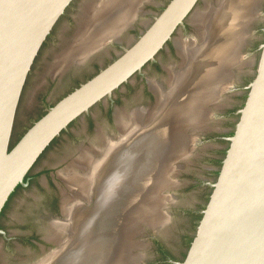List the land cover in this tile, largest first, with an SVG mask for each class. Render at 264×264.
<instances>
[{
    "label": "flooded vegetation",
    "instance_id": "1",
    "mask_svg": "<svg viewBox=\"0 0 264 264\" xmlns=\"http://www.w3.org/2000/svg\"><path fill=\"white\" fill-rule=\"evenodd\" d=\"M77 1L78 0H71L64 13L56 21L41 44L31 67L37 64V59L41 50L44 47L49 48L52 45V33H54L57 24L67 15L70 8L76 6ZM100 1L102 2V0H99V2ZM168 1L169 0H162L155 2L154 0H143L141 3L142 5H140V3L138 4L136 13L139 14L140 9H146V13L151 14V19L147 22L148 24L153 16L160 12ZM213 2L215 3V0ZM202 5H204L203 0H198L196 8ZM204 8H206V2ZM83 13L84 10L80 18H82ZM192 15L193 13H190L186 16L183 24L179 25L174 30L172 38L157 51L154 59L147 61L140 68L139 72H136L131 79L115 89L109 98H106L105 101L97 102L88 112L73 120L67 128L46 147L41 155L45 154L47 149L55 143V141L60 140L56 145L58 150L53 152V154L60 155L56 163L51 166L43 167L36 173V170H33V165L39 159L40 155L26 172L23 178L25 184H18L11 191L0 209V243L10 244L13 250L10 256L2 255L0 257V264H37L36 262L39 259L42 261H44L45 258L50 261L54 260L55 256L58 254L57 252L61 247H64L63 239H66L68 236V233L65 231L72 230V232L76 234V231H80L87 227L86 219L81 226V224L79 225L75 220L73 221V218L75 213L79 211L82 212L83 215H87L92 208V202L80 193H75L76 190L70 188L63 176L70 170H73L77 175H86L89 172V168L85 164V157L89 156V158L93 157V159L101 158L107 140L117 139L122 135L123 130L119 126L121 119L125 122L130 120V115L135 110H140V132L151 131L156 126L155 121L159 115H162L160 109H163L162 106L166 98L165 94L164 96L162 95V97L159 93H166L171 88L170 86L173 83L172 78L174 73L172 71H181L185 67L184 56L182 52L179 51L176 41L189 40L199 45L203 39L200 29L192 20ZM259 16H262V18L257 19ZM135 17L136 16H134L132 21L124 26L116 36L106 40L99 48L86 56L83 61L79 63H69L57 71L51 70L53 62L51 63L50 68L38 83L40 87L47 86L51 88L48 95L42 99L46 107L45 109L51 105L50 96L55 85L75 79V83L71 85L69 89L74 88L76 84L78 85L80 82L86 80L114 59L124 47L131 44L140 35L145 29L146 24L137 22V17ZM70 19L73 20V18ZM79 24L80 21L78 23V28L80 27ZM263 27L264 0H261L256 7V15L247 24L245 41L241 44L238 52L236 51L235 55L232 53L218 66L216 71L209 70L211 74L220 73L221 79L217 85L215 82L210 84L207 98H205V105L208 111L207 117L203 118L206 116V113L201 117L203 119L194 121L198 124H188L181 127L180 133L184 141L181 142L180 148L178 145L171 153L185 155H181L182 157L179 156L180 158H175L168 163L165 178H167L169 182L165 185L171 184L172 174L175 171L176 175L179 174V176L194 173L195 179L188 182L190 184H186L182 177L176 178L175 176L177 182L166 190L168 193L172 192L175 197L166 200V202H169L170 205L174 203V206L179 205V197L174 193V190H181L187 185H193V187L200 189L203 194V200L196 209L192 210V217L189 220V222L194 223L195 227L200 217V210L204 206L210 192L208 182L214 180V175L217 174L219 170L228 144L226 137L232 134L238 119V110L242 106L247 93L246 85L255 74L259 54L258 44L264 37ZM78 28L76 35L79 31ZM128 30L134 31V34L131 40L127 41L123 33ZM257 34H261L259 39L256 36ZM76 35H74V37ZM74 37L71 38V42ZM197 48L199 47L197 46ZM234 51L235 50L232 49L230 52ZM41 62V64L39 62L40 67L46 64V61L43 59ZM200 66L207 67L206 65ZM29 72L23 87L28 80ZM182 79L184 83L187 80L186 78ZM159 106H161V108ZM150 117H154L155 119L152 118L154 121L151 120ZM149 120H151L152 123ZM198 121L203 122L199 123ZM226 123L229 125L227 128H225ZM163 129L166 130L164 127ZM100 149L102 152H99ZM79 158H81V160H79ZM21 195L24 197L19 207L21 211L17 216H11L10 208L12 203ZM71 203L74 205H71ZM174 206L173 210L170 211L172 216L170 215L169 222L176 218L174 213L176 208ZM138 210H140V206ZM55 227H58V230L56 229L57 231ZM158 229H149L146 232L145 238L149 240L150 244L156 249L162 250L160 247L164 245L163 243L166 241L172 242L173 239L170 238L172 234L165 231L163 227ZM58 232L63 234L61 235ZM183 233H185L183 235L184 237H180V240L176 239L174 241L178 244L175 248V253L166 252L153 261L155 264H175L174 261H179L183 258L188 248V239L194 234V231L193 233L190 232L191 234L189 236H187L186 232ZM60 236H63V239ZM137 238L140 239V235H137ZM138 250H140V246L137 244L134 248V253H136L135 255L137 258L140 257L138 255L140 251ZM49 254L50 256H48ZM153 262L143 257L142 264H153ZM86 263L85 261L84 264ZM73 264L79 263L74 260ZM134 264H140V259L138 261L136 259Z\"/></svg>",
    "mask_w": 264,
    "mask_h": 264
},
{
    "label": "water",
    "instance_id": "2",
    "mask_svg": "<svg viewBox=\"0 0 264 264\" xmlns=\"http://www.w3.org/2000/svg\"><path fill=\"white\" fill-rule=\"evenodd\" d=\"M70 1L0 0V209L12 190L25 184L26 172L41 153L73 120L109 98L154 59L186 16L201 10L196 8L198 0H169L131 44L62 95L12 141L26 76ZM258 48L256 71L246 85L233 132L226 137L219 170L208 182L210 192L185 255L175 264H264V37ZM175 176L176 171L163 193L177 182ZM166 196L165 200L175 197L172 193ZM166 207L165 201L162 209L169 218ZM136 228L134 239L140 247L145 243L144 231L158 229L143 222ZM138 255L144 256L143 252Z\"/></svg>",
    "mask_w": 264,
    "mask_h": 264
},
{
    "label": "bare ground",
    "instance_id": "3",
    "mask_svg": "<svg viewBox=\"0 0 264 264\" xmlns=\"http://www.w3.org/2000/svg\"><path fill=\"white\" fill-rule=\"evenodd\" d=\"M124 1L128 2L122 4ZM142 1L102 0L85 6L77 35L75 33L68 47L54 58L51 70L83 61L106 40L116 36L132 21ZM212 3L206 1L207 7L192 15L203 37L201 44L176 41L184 56L185 67L181 71L173 70L171 88L166 93H159L165 94L166 98L163 106L161 103L163 109L159 106L162 115H157L156 126L151 131L140 132V110H135L128 114L130 120L121 119L122 135L107 140L101 158H84L89 168L86 175H77L73 170L63 174L75 193L92 202L87 215L79 211L73 218L81 226L86 219L87 227L76 234L66 230V239L60 236L64 247L56 250L58 254L54 260L39 259L37 264H73L74 260L79 264L85 261L86 264H134V255L127 252L133 241L132 234L137 230L132 226L138 219L152 223L149 225L153 228L167 223L168 215L162 209L167 196L161 190L169 182L165 178L168 163L185 155L171 154L184 141L181 127L198 124L194 121L207 117L205 98L210 84L215 82L217 85L221 79L220 73L211 74L209 70L216 71L232 53L238 52L245 41L247 24L256 15L259 0H216L215 5ZM232 49L235 51L230 52ZM182 78L187 79L185 83ZM160 208L165 216L159 214ZM110 245L113 248L108 251Z\"/></svg>",
    "mask_w": 264,
    "mask_h": 264
},
{
    "label": "rangeland",
    "instance_id": "4",
    "mask_svg": "<svg viewBox=\"0 0 264 264\" xmlns=\"http://www.w3.org/2000/svg\"><path fill=\"white\" fill-rule=\"evenodd\" d=\"M98 1V2H97ZM149 1V0H148ZM162 1V0H154ZM208 2H213L214 0H207ZM104 2V1H103ZM128 1H124L122 4H125ZM261 2V0H259ZM97 4L99 3V0H78L76 2V6H73L69 9L67 12V15L57 24L56 29L54 33H52V45L47 48L44 47L37 59V64H34L29 72L28 80L23 87V91L20 95L19 105L16 109L15 118H14V125L13 130L11 133V139L15 140L24 130L36 119L38 118L46 109L44 103L42 102L43 97L48 95V92L51 91L50 87H40L38 83L40 82L42 76L48 71L50 68L51 63L54 61V58L57 54L61 53L63 50H65L69 43L71 42V38L75 35L78 23L82 21L81 14L85 9V6L91 4ZM213 5L216 4L212 3ZM205 7V4L201 7H198V9H203ZM207 7V6H206ZM143 10V11H142ZM140 9V13H135V17L137 22H140L142 24H147V22L151 19V14L146 13V9ZM84 14V13H83ZM70 18H73L71 20ZM262 18V16L257 17V19ZM135 20V19H134ZM80 25V24H79ZM124 28V27H123ZM122 28V29H123ZM125 30V29H124ZM134 31H126L123 33L126 40H131L133 37ZM257 38L261 36V34L256 35ZM93 52V51H92ZM91 52V53H92ZM90 53V54H91ZM45 60L46 64H44L42 67H40L41 61ZM40 62V64H39ZM39 65V66H38ZM91 68V67H90ZM50 74V73H49ZM75 83V79L67 80L63 84L55 85V88L53 89V92L50 96L51 105L58 100L62 95L65 94V92L68 91V89ZM39 87V88H38ZM229 125L227 123L225 124V128H227ZM73 127V125H72ZM60 142V140L55 141L48 149L45 154H42L39 159L36 161V163L33 165V170H36V173L38 170L40 171L43 167L51 166L54 163H56L60 157L58 154H53L54 151L58 150L56 145ZM177 177H182L186 184H190L188 182H191L195 179L194 173H188L183 176H179V174L176 175ZM165 193H168L167 191H164ZM171 192V191H170ZM172 193V192H171ZM174 193L178 195L179 197V205H173L167 203L166 210L172 211L173 206L176 208V211L174 212L176 215V218L168 221L164 226L163 229L165 231H168L169 234H172L170 238L173 239L172 242L166 241L163 243L160 249H156L153 245L150 244V241L147 240L144 236L146 235V232L149 229H146L144 231V244L140 247V252H143L144 258L150 260L153 262L157 257L159 258L166 252L175 253V248L178 246L176 242H174L176 239L180 240V237H184L183 235L186 232L187 236H189L193 231H195V225L193 222H189V220L192 217V210L196 209L199 203L202 202V191L200 189H197L196 187L187 185L185 188H182L181 190H174ZM24 200V197L18 196L16 200L12 203V206L10 208L11 216H17L21 210H19V207L21 206V201ZM173 205V206H172ZM178 206V207H177ZM159 214L164 215L163 211L160 208ZM165 216V215H164ZM172 216V215H171ZM138 222H144L143 220L140 221L138 219ZM138 222H136L132 227L136 228ZM146 224H152V223H146ZM150 226V225H149ZM155 226V225H154ZM137 229V228H136ZM151 230V229H150ZM159 230V229H158ZM191 232V233H190ZM134 234V233H133ZM132 234V235H133ZM131 243V247L128 248L127 252H131L134 255V261L137 259V261L140 259V264H142L143 257H138L134 253V248L137 246V241L134 239ZM113 246L110 245L108 251L112 250ZM12 246L10 244L6 243H0V257L2 255L4 256H10L12 252ZM115 256V255H114ZM123 262V260H122ZM153 264H155L153 262Z\"/></svg>",
    "mask_w": 264,
    "mask_h": 264
},
{
    "label": "trees",
    "instance_id": "5",
    "mask_svg": "<svg viewBox=\"0 0 264 264\" xmlns=\"http://www.w3.org/2000/svg\"><path fill=\"white\" fill-rule=\"evenodd\" d=\"M75 86H77V84H76ZM75 86H74V87H75ZM71 89H72V88H71ZM71 89H69V90H71ZM69 90H68V91H69ZM68 91H67V92H68ZM44 112H45V111H44ZM44 112H43V113H44ZM21 134H22V133H21ZM21 134H20V135H21ZM20 135H19V136H20ZM19 136H18V137H19ZM18 137H17V138H18ZM17 138H16V139H17ZM16 139H15V140H16ZM216 175H217V174H215L214 176H216ZM198 217H199V216H198ZM192 236H193V234L189 237V239H188V243H187V246H188L189 242L191 241ZM184 255H185V253H184ZM183 257H184V256H183Z\"/></svg>",
    "mask_w": 264,
    "mask_h": 264
}]
</instances>
